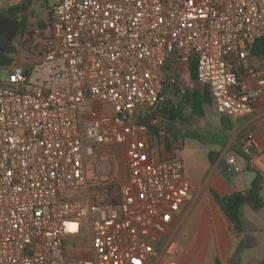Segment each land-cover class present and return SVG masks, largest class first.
Returning a JSON list of instances; mask_svg holds the SVG:
<instances>
[{"label": "built area", "instance_id": "2783aa9c", "mask_svg": "<svg viewBox=\"0 0 264 264\" xmlns=\"http://www.w3.org/2000/svg\"><path fill=\"white\" fill-rule=\"evenodd\" d=\"M49 29L27 63L0 67V264H177L171 226L194 186L182 144L160 132L154 149L140 119L167 86L189 92L194 62L217 113H253L264 0H56Z\"/></svg>", "mask_w": 264, "mask_h": 264}, {"label": "crops", "instance_id": "0c3cea01", "mask_svg": "<svg viewBox=\"0 0 264 264\" xmlns=\"http://www.w3.org/2000/svg\"><path fill=\"white\" fill-rule=\"evenodd\" d=\"M257 59H261L260 65H255ZM248 64L261 69L264 67V56H253ZM189 73L185 71L182 74V81L183 77ZM191 80L193 79L191 78ZM193 82L196 81L193 80ZM173 89H165V94L173 97ZM187 108L191 112V106L189 105ZM214 112L219 117L226 119V122L231 123L233 127L223 128L221 125H217L216 129L211 131L213 137L211 139L194 133L195 128L192 125H188V129H183L180 134L175 132L177 139L182 135L181 137L186 136L200 140L208 145V149L211 150L210 170L212 175L211 179L207 181L198 182L189 179L194 188L190 200L183 207L181 213L174 218L171 226L173 246L168 248L166 256L176 260L177 264H264V255L257 256L254 253L255 249L264 245V208L253 211L248 206L243 207L245 231L238 233L212 195V191L221 196L248 191L247 181L239 175V172L252 171L258 175L255 180L260 181L259 196H261L264 187V147L259 146L256 139L261 133H264V102L257 103L255 110L250 115L238 119L217 113L215 107ZM246 136H253L254 143L250 148V155L243 158L239 155V153L243 154L240 143ZM182 145H184L183 142ZM172 154L173 152L165 150L159 156L168 157ZM231 159L236 161L239 169L238 174L232 176L230 184L233 185H224L227 183H223V181L215 183L214 179L218 176L223 178L220 173L222 162L224 160L229 162ZM240 160L244 162L239 166ZM175 246L179 250H176Z\"/></svg>", "mask_w": 264, "mask_h": 264}, {"label": "rangeland", "instance_id": "374dc122", "mask_svg": "<svg viewBox=\"0 0 264 264\" xmlns=\"http://www.w3.org/2000/svg\"><path fill=\"white\" fill-rule=\"evenodd\" d=\"M55 2L56 0H0V12L2 13L8 12L12 7H23V11L17 15V18L24 24V28L22 32H19V34L11 44L15 49V52L8 54L13 58V64L27 63L32 58L33 50H37L40 47L42 40L50 35L48 24L50 21L51 9ZM260 64L261 59L255 60V65ZM245 65L248 66V62H246ZM190 77L191 73L183 77V83L184 85H186V87H188L189 92L194 93L195 91L204 89V86L199 84L198 81L193 82ZM7 78L8 70L1 69L0 80L4 82L7 80ZM168 88L173 87L167 86L166 89ZM173 90V97L166 94V98L168 103L176 108L181 102L182 95H180L179 90H177L176 88H174ZM169 96L171 97V100ZM205 109L206 113L204 116L191 117V112H189L190 110L186 107L182 110L181 113L182 121L173 123L169 119H163L159 126L162 130L169 131V125H174V132L180 134L183 129H188V125H192L193 128H195L194 133L203 135L204 138L208 139L213 138L211 135V131L213 129H216L217 125H221L223 128H225L226 126H232L231 123L229 124L228 121V123L226 122V119L219 117V115L214 112V105L205 107ZM233 122L236 123L235 121ZM181 136L179 137L177 142L180 144H182L183 142L184 145L180 146V148L176 151V156L183 161L186 176L191 181L200 182L202 180H210L212 175L210 170L211 150L208 149V145L200 140ZM256 141L259 146L264 147V133H261ZM153 148L158 149V145L156 142L154 143ZM112 151L118 156L120 163L123 166L125 164L124 157L122 156L124 148L122 146H116L112 149ZM243 162V160H240L238 162L239 166L242 165ZM109 173L110 170L108 162H102L101 174L104 176H108ZM217 181H223V183H227L224 185H233L230 184L231 182L226 180L224 177L219 178L218 176L214 179L215 183ZM262 190L263 192H261V198L262 200H264V187ZM255 251L256 252L254 253L257 256L264 255V245L255 249Z\"/></svg>", "mask_w": 264, "mask_h": 264}, {"label": "trees", "instance_id": "16d2710c", "mask_svg": "<svg viewBox=\"0 0 264 264\" xmlns=\"http://www.w3.org/2000/svg\"><path fill=\"white\" fill-rule=\"evenodd\" d=\"M23 11L22 6H16L9 9L8 12H5L4 14L7 16H10L17 20V22L20 25V32L23 31L24 24L20 22L17 18V15ZM49 28V24H48ZM15 49L10 45L9 49L6 53H0V67H5L13 64V58L10 57V53H14ZM253 56H264V40L259 41L252 50ZM1 72V69H0ZM191 78L197 82V69H196V63L194 62L191 66ZM2 81L0 80V83ZM171 87L178 89L177 85H172ZM191 106V113L190 116H204L205 115V107L213 106L214 100L211 96V93L208 89V87H204L203 90L195 91L194 93L188 92L186 95L182 96V100L180 104L175 108L171 106L168 101L163 104L156 112H154L152 115L141 118L140 122L141 124L145 125L149 131L153 134L155 137L157 144L161 145L160 141V132H165L166 137V148H169V143L172 140H178L175 137V127L174 125H169L168 130L165 131L162 130L159 126L160 123L163 121V119H169L173 123H176L177 121H182V110L186 108L187 106ZM155 119H159V125H153V121ZM239 155L243 158H246L247 155L240 154ZM255 190H261L260 181L255 180L253 182V186L251 189H249L246 192H235L231 195L227 196H221L217 192L212 191L213 198L218 203V205L221 207V210L224 212L226 217L230 220V222L234 226V230L238 233H243L245 231V220L243 216V207L248 206L253 211H259L262 208H264V202L259 196V198H256Z\"/></svg>", "mask_w": 264, "mask_h": 264}, {"label": "water", "instance_id": "95a60500", "mask_svg": "<svg viewBox=\"0 0 264 264\" xmlns=\"http://www.w3.org/2000/svg\"><path fill=\"white\" fill-rule=\"evenodd\" d=\"M20 32V25L16 19L0 12V53H6L10 45ZM237 163L230 164L227 160L222 162L220 173L223 177L232 182V176L238 174ZM239 175L247 181V187L252 188L257 173L252 171L239 172ZM256 198H259V190H255Z\"/></svg>", "mask_w": 264, "mask_h": 264}]
</instances>
